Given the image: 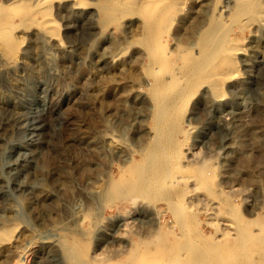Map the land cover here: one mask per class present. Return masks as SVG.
<instances>
[{"label":"rangeland","instance_id":"obj_1","mask_svg":"<svg viewBox=\"0 0 264 264\" xmlns=\"http://www.w3.org/2000/svg\"><path fill=\"white\" fill-rule=\"evenodd\" d=\"M79 1L51 0L36 17L39 0H0L2 17H14L0 37V264H97L106 255L129 264L141 230L178 225L186 213L198 222L171 250L177 259L200 228L217 252L241 233L264 244V0ZM149 2L168 8L164 20L143 14ZM156 21L165 66L148 53ZM214 44L227 50L206 55L209 66L200 58L192 81L190 57ZM158 167L164 187L138 180ZM198 168L211 188L195 180ZM133 178L135 194L109 201L112 183ZM175 191L179 202H170ZM263 244L254 256L264 261Z\"/></svg>","mask_w":264,"mask_h":264},{"label":"bare ground","instance_id":"obj_2","mask_svg":"<svg viewBox=\"0 0 264 264\" xmlns=\"http://www.w3.org/2000/svg\"><path fill=\"white\" fill-rule=\"evenodd\" d=\"M83 0L77 2V5H85L84 2H82ZM158 1V0H157ZM157 1H153L151 2V4L154 5V7H158L159 6V3ZM37 3V2H36ZM150 2L148 3V5L143 8V14L146 15L147 17L153 14H156V17L159 16V15H162L160 17H158V21L161 22V20H164L165 19V15H166V12H167V7H164L161 9L158 8V10H155L152 9L150 6H151ZM35 6V5H34ZM37 6H41V7H38L33 10V9H30V14L32 16H36L37 15H41L42 13H45V12H48L50 7H51V0H39V2L37 3ZM247 7V6H246ZM256 7V6H255ZM260 7V6H259ZM2 9V8H1ZM6 8H3L2 10H4ZM243 9V7H242ZM262 9V7H261ZM0 10V13L1 11ZM7 10V9H6ZM20 9H18L19 11ZM24 10V9H23ZM244 10V9H243ZM253 9H251L252 11ZM17 11L18 13V16L20 15L19 12ZM22 11V10H21ZM20 11V12H21ZM244 11H247L246 9ZM250 11V12H251ZM254 11V10H253ZM28 14H29V11H27ZM248 12V13H250ZM264 12V11H263ZM26 13V12H25ZM142 13V12H141ZM253 13V12H252ZM255 13L257 14H262V11H256ZM10 14V13H9ZM158 14V15H157ZM8 15V14H7ZM14 15V14H13ZM31 15H29L31 17ZM164 15V17H163ZM214 15V14H213ZM6 15H4V17H2V15L0 14V37L4 36V37H8L9 34H7V31H8V27L10 26L11 22L14 20L11 16L9 17H5ZM21 16H23L21 14ZM212 16V15H210ZM26 17V16H25ZM24 18V17H23ZM156 19V18H155ZM161 19V20H160ZM28 20V19H27ZM30 20V19H29ZM157 20V19H156ZM37 21V20H36ZM39 21V20H38ZM46 21V20H44ZM155 21V20H154ZM155 24H153L152 26H148V36H147V44H148V53H150L151 55V59L152 61H156V62H160L162 63L164 66L167 64L165 62V59H166V54L164 52V49H162L160 46H159V40H158V34H157V22ZM209 21V20H208ZM159 22V23H160ZM204 22V21H203ZM210 23V22H209ZM214 23V22H213ZM232 23V22H231ZM169 25V24H168ZM210 25V24H208ZM212 25V24H211ZM45 26H46V29L49 28H53V22H51V20H48L47 19V22L45 23ZM167 26V25H166ZM204 26V25H203ZM147 27V26H146ZM168 27V26H167ZM227 29V28H226ZM202 32V31H201ZM162 33V32H160ZM225 33V32H224ZM223 34V33H222ZM56 35V33H55ZM161 35V34H160ZM160 35H159V38H160ZM210 35V33H209ZM225 35V34H224ZM225 37V36H223ZM161 39H163L161 37ZM165 40V39H164ZM163 40V41H164ZM224 40H222L223 42ZM222 42H219L221 44H223ZM161 43V42H160ZM162 44V43H161ZM227 44V43H226ZM164 45V44H163ZM225 45V44H224ZM224 45H218V44H214L212 46V48H209V47H204L202 48V50H198L199 52H197V55L196 56H193V57H190L191 56V53L189 51H187L185 54L187 56L190 57V60L193 61V63L188 65L190 66V68L188 69L189 70V73L188 75L191 77L192 81L193 80H196V77H198L197 75V70H198V67H200V65L202 64V62L204 60L201 61L200 58H202L203 56H205L206 58V64L209 63L210 61L213 60V58H217L218 56L222 55L223 52H225L227 50V47H224ZM228 46V45H227ZM167 49V48H165ZM230 49V48H229ZM190 50V49H189ZM192 50V49H191ZM225 50V51H224ZM206 55H210V57H213L211 58V60L209 59L207 62V56ZM204 58V59H205ZM150 59V60H151ZM197 62V60H199ZM216 61V60H215ZM214 61V62H215ZM228 64H227V67L229 68H233L235 69L236 68V62L233 61V59H228ZM149 62V61H148ZM205 62V61H204ZM213 62V63H214ZM212 63V62H211ZM225 63V62H224ZM205 64V63H204ZM205 64V65H206ZM210 64V63H209ZM203 65V64H202ZM226 65V64H225ZM207 66H209L207 64ZM207 66H204L205 68ZM238 71V70H237ZM234 74V73H233ZM236 74V73H235ZM207 75V74H206ZM224 74L222 73H217L214 77L215 80L217 81H220V79H223L224 78ZM204 79V78H203ZM197 80H200V79H197ZM203 81V80H202ZM224 81V80H223ZM213 85V84H212ZM215 85V84H214ZM216 86H218V84H216ZM216 86H214L216 88ZM156 88V87H155ZM161 91V90H160ZM163 104V103H162ZM177 110V109H176ZM159 117V116H158ZM156 117V118H158ZM171 117V112L169 113H166L165 115H161L160 118L158 119L161 122H167V120H169V118ZM163 125V124H161ZM159 125V127L161 126ZM166 125V124H165ZM169 127V126H168ZM170 134V133H169ZM172 137V136H171ZM145 166V165H144ZM157 167V166H156ZM161 167V166H160ZM160 167H158V171L154 172L152 175H144L143 178L141 177V174H140V177L138 178L139 181H141V179L145 180V183H144V186H147L149 188H162L164 187V174H163V171L166 172V170L164 169H159ZM205 168V166H203ZM204 168H201L202 170H204V172H206V170ZM199 169V168H198ZM141 170V169H140ZM163 170V171H162ZM200 170V169H199ZM125 171V170H124ZM137 171V170H136ZM141 172V171H140ZM143 172V171H142ZM164 172V173H165ZM168 172V170H167ZM202 172V173H200ZM209 172V171H208ZM124 173V172H123ZM199 175H195L194 177L195 180H198L202 185L206 186L207 188L210 187V184L213 182V178H209V174H204L203 171H199ZM207 173V172H206ZM122 175V174H121ZM124 177V175H123ZM122 177V178H123ZM121 178V177H120ZM131 179V178H130ZM212 180V182H211ZM160 181H161V184H160ZM137 180H135L133 178V180H129V181H123V180H118L114 183H112L110 187L111 190H109V187H108V190L110 191V199L109 201L113 202L114 200L128 194H132L134 193L135 194V188L134 187H137ZM169 182V181H168ZM158 183L156 186L155 184ZM171 183V182H170ZM160 185V186H159ZM171 185V184H170ZM143 186V187H144ZM143 187H140L138 189V191H142ZM201 188V187H200ZM211 188V187H210ZM138 191L136 193H138ZM160 191V190H158ZM107 192V191H106ZM157 192V191H156ZM155 192V194H156ZM174 192V191H173ZM109 193V192H108ZM157 194H160V192ZM181 191H175V193H173V196H171V199H170V202H174V201H178V199H180V196H181ZM162 195V193L160 194ZM159 196V195H157ZM165 196V195H164ZM145 198V197H144ZM168 198V197H167ZM151 199V198H150ZM161 199V198H160ZM169 200V199H168ZM179 202V201H178ZM108 205V204H107ZM235 206V205H234ZM169 208V207H168ZM213 209V208H212ZM175 210V209H174ZM173 210V211H174ZM125 211V210H124ZM180 211V210H179ZM179 211H174L173 212V215L174 217L176 218L179 217ZM182 214V213H181ZM197 217V216H196ZM172 218V217H171ZM174 218V219H175ZM179 223H177L178 225H176L175 222H171V224H166L165 226H159L157 228L154 229V231H150V230H141L140 231V236H141V245L137 247V250L139 249L140 252H137V257L138 256H149V258L151 257V259L147 262V264H224V262H226L227 264H264V261L259 258V257H256L254 256V253H257V251H259V249H261V244H263L261 242V239L260 237H258V241H255L253 242V240L255 239L256 240V237H251L250 235H248V233H241L240 237L238 238H235V243H234V246L232 247H228L227 249H225L224 251H221V252H217V251H214L212 249V247H216V244H207L206 242H204L205 238H208L209 236L211 235H203L202 232L200 230H202V228H200L199 231H197L199 233V236H197L196 238H200L201 240H196L194 241L195 243V246H191V247H185V252L183 255H181L183 258L182 259H177V256L176 255H172L171 253V250H175V249H178L179 248H182L183 245H180L181 247H178V240H179V237H182L184 236L185 237V234L188 232V230L190 229V224H193L194 222L197 221V219H195V216H193V214H190V213H186L184 214L183 216L179 217L178 219ZM198 222V221H197ZM218 222V221H217ZM174 223V224H173ZM201 223V222H200ZM199 223V224H200ZM223 223V222H222ZM197 224V223H196ZM199 224L197 226H199ZM210 224H213L212 222H210ZM228 224V223H227ZM244 224V223H243ZM262 224V223H261ZM229 225V224H228ZM249 225V224H248ZM177 226V227H176ZM214 226V224H213ZM218 226V225H217ZM264 224L260 225L259 228H262V232L264 234ZM260 230V231H261ZM218 232V231H217ZM261 232V233H262ZM197 233V234H198ZM260 233V235H261ZM196 234V235H197ZM230 234V233H229ZM227 232L224 233L223 235L226 236V235H229ZM191 235V234H190ZM213 235H216L215 233ZM172 237L171 240H169L167 237ZM222 236V235H221ZM264 236V235H263ZM211 238V237H210ZM209 238V239H210ZM140 239V238H139ZM204 239V240H203ZM147 243H144L146 242ZM182 242V241H181ZM200 242V243H199ZM143 243V244H142ZM179 244H181L179 242ZM132 245V244H130ZM129 245V246H130ZM135 245V244H134ZM192 245V244H191ZM194 245V244H193ZM264 245V244H263ZM134 249V248H133ZM195 249L196 250V254L195 255H190V251ZM130 250V249H129ZM131 252H132V247H131V251H130V255H131ZM120 253V252H119ZM124 254V253H123ZM121 254V256L123 255ZM193 254V253H192ZM118 255V254H117ZM116 255V256H117ZM129 255V256H130ZM120 256V255H118ZM120 256V257H121ZM131 257V256H130ZM137 257L135 258V253L132 254V260H130V263L129 264H142V258L141 257H138V260ZM113 257L111 258H108V256L106 255L105 258H104V261L103 263L102 262H98L97 264H111L110 261L112 260ZM115 258V257H114ZM129 258V257H128ZM146 258V257H145ZM263 258V257H262ZM127 259V257H126ZM229 259L231 261H229ZM146 261V260H145ZM112 262V261H111ZM116 264V263H115Z\"/></svg>","mask_w":264,"mask_h":264}]
</instances>
